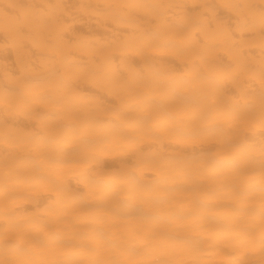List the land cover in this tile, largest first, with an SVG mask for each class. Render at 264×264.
I'll return each mask as SVG.
<instances>
[{
    "label": "bare ground",
    "instance_id": "6f19581e",
    "mask_svg": "<svg viewBox=\"0 0 264 264\" xmlns=\"http://www.w3.org/2000/svg\"><path fill=\"white\" fill-rule=\"evenodd\" d=\"M0 264H264V0H0Z\"/></svg>",
    "mask_w": 264,
    "mask_h": 264
}]
</instances>
